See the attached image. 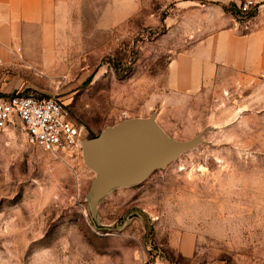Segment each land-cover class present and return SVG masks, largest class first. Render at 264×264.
<instances>
[{
	"label": "rangeland",
	"instance_id": "374dc122",
	"mask_svg": "<svg viewBox=\"0 0 264 264\" xmlns=\"http://www.w3.org/2000/svg\"><path fill=\"white\" fill-rule=\"evenodd\" d=\"M183 1L70 0L33 32L46 46L0 65V93L54 96L81 128L60 151L17 118L0 129V264H264V70L168 89L199 21ZM149 118L176 155L104 182L113 161H94L90 138Z\"/></svg>",
	"mask_w": 264,
	"mask_h": 264
},
{
	"label": "crops",
	"instance_id": "0c3cea01",
	"mask_svg": "<svg viewBox=\"0 0 264 264\" xmlns=\"http://www.w3.org/2000/svg\"><path fill=\"white\" fill-rule=\"evenodd\" d=\"M69 1L0 0V65L16 62L28 48L43 46L37 41L46 42L47 35L34 37L33 32L53 31L50 25ZM238 1L184 0L178 3V7L185 9L186 16L199 18V21L190 29L193 40L190 46L168 61L165 82L168 89L194 93L220 71L256 74L264 70V0H256L260 5L246 30L238 27L232 10L224 8Z\"/></svg>",
	"mask_w": 264,
	"mask_h": 264
},
{
	"label": "built area",
	"instance_id": "2783aa9c",
	"mask_svg": "<svg viewBox=\"0 0 264 264\" xmlns=\"http://www.w3.org/2000/svg\"><path fill=\"white\" fill-rule=\"evenodd\" d=\"M259 5L256 0H240L235 5V17L247 23ZM12 118L24 125L30 142L46 150H66L80 142V126L70 117L67 106L54 96L32 92L0 95V129L6 128Z\"/></svg>",
	"mask_w": 264,
	"mask_h": 264
},
{
	"label": "water",
	"instance_id": "95a60500",
	"mask_svg": "<svg viewBox=\"0 0 264 264\" xmlns=\"http://www.w3.org/2000/svg\"><path fill=\"white\" fill-rule=\"evenodd\" d=\"M88 146L94 161H113L104 182L140 177L153 167L164 166L177 152L165 144L151 118L124 120L107 127L90 138Z\"/></svg>",
	"mask_w": 264,
	"mask_h": 264
},
{
	"label": "trees",
	"instance_id": "16d2710c",
	"mask_svg": "<svg viewBox=\"0 0 264 264\" xmlns=\"http://www.w3.org/2000/svg\"><path fill=\"white\" fill-rule=\"evenodd\" d=\"M235 3H231V4H229V6H224V8H229V9H231V10H233L234 8H235ZM4 93H0V95H3Z\"/></svg>",
	"mask_w": 264,
	"mask_h": 264
}]
</instances>
